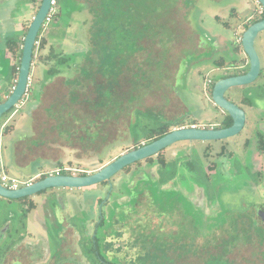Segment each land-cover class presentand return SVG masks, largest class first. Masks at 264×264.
Instances as JSON below:
<instances>
[{
	"label": "rangeland",
	"instance_id": "1",
	"mask_svg": "<svg viewBox=\"0 0 264 264\" xmlns=\"http://www.w3.org/2000/svg\"><path fill=\"white\" fill-rule=\"evenodd\" d=\"M11 1L13 6H9L6 0H0L3 5L0 12V29L3 27L11 30V34L19 32L18 37L23 40V33L36 14L37 1L40 0H36L35 4L30 3V0ZM71 2L75 6L71 13L62 15L59 23L49 22L39 30L38 35L59 40L64 53L77 55L75 67L66 76L43 82V70L49 63L43 65L37 59L32 60L29 91L12 112L0 118V169L8 178L24 185L43 174L58 172V162L72 175L91 174L133 149L132 143L144 140L149 129L164 123L193 122L195 125L192 126L198 128L219 127L224 112L211 101L213 80L234 71L246 70L248 61L240 40L244 25L251 20L252 15L248 17L250 19L245 18L254 12V3L251 0H178L175 16L176 36L169 48L170 54L164 59L167 68L164 80L155 81L144 94L141 93L140 97L129 105L127 115L124 113L117 120L109 122L100 120L98 126L102 128L94 131L92 129H95V125L91 122L85 120L84 125L81 124L82 121L80 123L77 120L87 115H95L84 100L95 98V84L102 81L103 76L97 71L100 66V52L90 40L89 28L93 16L89 13V0ZM234 8L237 15L234 10L230 11ZM67 22L68 26L65 25ZM172 37L174 38L173 35ZM49 44L42 52L44 55L49 50ZM234 47H238V53L233 52ZM143 48L152 58L157 57L163 49L151 40L143 41ZM254 48L260 60L259 76L252 84L233 87L225 93L226 99L245 112L246 123L241 132L219 141L177 142L161 152V157L167 165V174H176L182 179L184 175H190L189 169L192 168L191 171L196 173V177L203 184L214 186L212 190L223 205L222 210L233 211L236 215L246 213L257 221L254 226L250 225L251 229L246 226L249 230L248 237L236 243L230 250L226 248L228 252L215 249V245L205 247L204 251L212 254L220 252L223 258L228 260L216 261L214 264H264V238L253 230H264V224L255 215V207L258 209L264 206V150H258V140H264V31L256 37ZM142 54L136 53L129 64L141 61ZM38 55L39 52L36 57ZM7 56L13 64H17L19 50L15 56ZM219 59L224 60L225 66L216 68L213 62ZM234 59L239 60L237 68L230 66V61ZM82 69L91 71L93 79L83 75L80 72ZM126 76L127 69L121 67L119 81L122 90H126L128 86L124 82ZM12 88L8 87L9 90ZM7 95V91L1 92L0 99H5ZM245 98H248V102L244 101ZM136 109L141 113L133 112ZM53 115L54 118L60 116L59 121L60 118L63 120L61 124L65 123L62 132L55 129L57 122ZM99 130H102V133ZM105 133H108V136ZM84 134H87L86 139H89L85 140V143ZM35 143L37 144L33 145ZM142 144L145 142H141ZM145 163L146 160H142L129 168L140 171L147 167ZM255 172L260 175L258 178ZM123 173L124 170L117 176ZM204 174L211 176L205 177ZM103 186L104 184H98L79 190L48 189L30 198L31 206L28 207L27 202H23L24 198H0V226L6 223V232L9 233L7 237L14 240L23 235L27 238L29 251L37 250L35 247L38 244L42 248L41 260L29 255L24 264H52L54 260H59L54 264L65 260L73 261L70 264H100L95 261L89 242L83 237L86 227L82 222L97 219L96 199H102L110 191V187ZM54 208L58 210L59 215L65 216L61 220L58 219V222H54L53 214L51 216ZM184 210L193 212L187 205ZM241 219L246 222L244 217L239 220ZM189 221L196 222L195 217H191ZM60 225L64 229L68 228L64 232V236L69 237V242L65 241L64 245L65 258L59 251L54 255L57 244L53 238L58 236ZM89 227L88 235L92 232L93 224ZM162 228L167 231L171 226L164 224ZM184 232L181 237H190L188 231ZM221 235L227 239L225 234ZM177 237H173L171 245ZM1 239L0 251L4 243L8 242V239L4 240L5 237ZM203 241V238H197L194 243L200 248ZM163 243L165 240L159 244ZM69 253L72 257L68 256ZM184 254H187L186 251ZM168 255L160 253L157 257L163 264H175L169 261L170 258L178 262L186 259L190 263L200 261L191 253L177 259L173 248L168 251ZM203 264H211V261L204 259Z\"/></svg>",
	"mask_w": 264,
	"mask_h": 264
},
{
	"label": "trees",
	"instance_id": "2",
	"mask_svg": "<svg viewBox=\"0 0 264 264\" xmlns=\"http://www.w3.org/2000/svg\"><path fill=\"white\" fill-rule=\"evenodd\" d=\"M30 3L35 4L36 0H30ZM40 3L41 0L37 1V10ZM177 3L178 0H89V13L93 16V22L89 28L90 40L95 45V49L100 52V66L97 71H99L103 78L101 82L95 84V98L92 100H84L88 103L90 110L95 115H87L82 119H80V117L77 120L78 122L81 123L82 121L81 124L84 125H86L85 120L91 122L95 125V129H92V131L102 128V126H98L100 120L109 122L117 120L124 113L127 115L129 105L139 98L141 93L144 94L145 91L150 88L151 84L163 79L164 73L167 71L164 59L170 54L169 48L172 45V41H175L176 36L175 16H177ZM80 6L82 8L84 7L83 5ZM73 7L75 6L71 0H55L54 10L55 8L56 10L51 16L50 24L59 23L62 15L70 14ZM263 18V12L259 15H252L251 20L244 25L243 30H246L251 24L261 21ZM68 22L65 23V25L68 26ZM225 27H227L226 24ZM15 33H7L0 42V88L14 87L17 79L23 40L18 37L20 34L19 32ZM25 34L26 32L23 33V38ZM48 40H50V44ZM145 40L155 41L161 48L163 47L157 57L154 56V58H152L148 52H144L143 41ZM36 42L37 45L33 48L32 60L37 59L42 62L43 65L49 63L48 67L43 70V82H49L57 77H63L71 73L72 69L75 67L77 55L64 53L63 45L60 44L61 42L52 37L48 39L46 36L38 35ZM47 44H49V50L47 54L44 55L42 52ZM18 50L19 57L17 59V64H13L12 60H10L7 55L10 54L11 56H15ZM238 51V47L233 48L234 53H238ZM37 52H39L38 57H36ZM136 53H143L141 55V61H135L129 64ZM87 60L90 61L89 58H87ZM213 63L216 68L225 66L223 59H219ZM230 64L231 67L237 68L239 60H231ZM121 67L127 69L128 73V76L124 78V82L128 85L126 90L121 89L122 85L119 81ZM247 70L248 65L246 70L234 71L231 75H240ZM80 72L91 80L93 79V73L91 71L82 69ZM222 78H224L223 75L213 80L212 87L216 81ZM2 91L3 89H0V93ZM27 91H29V88ZM22 99H24V96ZM75 100L76 98L73 99V101ZM244 101L248 102V98H245ZM12 109L14 110V108ZM12 109L7 112V114L12 112ZM133 112L141 113V111L137 109ZM54 117L53 115V118ZM59 117L60 116L54 118V120H56L55 122H57L55 124V129L62 132L61 129L65 128V123L61 124L63 120L60 118L59 121ZM231 124V118L226 115L221 122V128L229 127ZM192 125H195V123L191 122L184 124L179 122L175 124H161L159 127L149 129L145 134L146 138L144 140L138 143H132L133 149L141 145L143 141L149 143L162 137L173 129ZM101 131L100 133H102ZM5 132L8 133L7 131ZM86 133L88 134L89 132ZM87 134L83 136L84 143L86 142L85 140H89L86 139ZM93 135L96 138V135ZM105 135L108 136V133H105ZM258 142V150H264V140L260 138ZM36 144L37 143L33 145ZM146 163L148 167L155 165L163 170H166L167 166L165 165L164 159L161 157V153L157 154L156 158L151 157L146 159ZM57 166L60 174L70 175V173L64 169L61 162H58ZM129 169V167H126L123 170L124 172H129ZM204 175L205 177H209L207 174ZM204 187L206 191H208V186L204 185ZM212 188H214V186H212L211 189ZM157 190L159 197L167 194L162 192L159 187ZM207 193H209V191ZM162 198L167 199L166 196ZM215 199L218 202L219 211L213 215L198 212L195 221L199 224H203L204 246L207 248L210 245H215L217 246L215 249H221L226 252V248L230 250L236 243L246 239L249 230L245 227L237 226L239 222H245V220H239L241 217L243 218L241 214L234 215L230 212H225V210H222L223 205L217 198ZM246 221L253 222L250 219H246ZM196 230L197 229H195V231ZM253 230L254 233L259 232L261 234L260 237L264 238V231L262 229L256 228ZM221 234H225L227 239L223 238ZM205 259L211 261V264H214L216 261H228L217 251L213 254L209 251H205Z\"/></svg>",
	"mask_w": 264,
	"mask_h": 264
},
{
	"label": "flooded vegetation",
	"instance_id": "3",
	"mask_svg": "<svg viewBox=\"0 0 264 264\" xmlns=\"http://www.w3.org/2000/svg\"><path fill=\"white\" fill-rule=\"evenodd\" d=\"M6 2H8L9 6L14 5L13 1L11 0H6ZM2 7L3 5L0 3V12L2 11ZM27 29L25 32H27ZM10 31L11 30L3 27L2 30L0 29V42L7 35V33H10ZM232 73L225 74L223 76L224 78L231 77L233 76L231 75ZM0 89H3L2 92H8V95L5 96L6 99L9 96L8 87H1ZM5 99H1V103L4 102ZM226 115L228 114L224 112L219 127L212 129H222L221 122ZM187 163L189 166H191L189 161ZM145 164L147 165V163ZM252 167L254 168L253 164ZM146 168L141 169L140 171L136 169H129V172H124L118 176L117 173L108 181L100 183L101 185L104 184V188L107 186L110 187V191L107 195H104L102 199H96L97 212L95 215L97 216V219L82 222L84 227H86L83 237L87 242H89L91 254L94 256L95 261L99 262L100 264H115L114 262H117L118 264H163V261L158 259L157 255H160L161 253V255L169 256L168 251L173 248V252L177 254V259H181L183 255L191 253L197 256L200 261L197 263H190L186 259L178 262L177 260L170 258V262H174L175 264H203L205 259L204 243L200 248H198L194 241L197 238L204 239V227L202 223L199 224L198 222L189 220L191 217L196 218L198 212H202L207 215H213L219 211L218 202L215 199L216 197L214 196L213 190L210 189L211 187L205 183L203 184L196 177V173L191 171L192 168L189 169L190 175H184L182 179L177 177L176 174H167L166 170L159 169V166H150L148 167V170H146ZM82 174L75 176L87 175L86 173ZM50 175L56 174H43L40 178L30 181L27 184L20 185L19 188L42 180ZM58 175L63 174H60L58 171ZM255 175H257V178L260 176L256 172ZM210 176L211 175H209V177ZM204 185L208 186L207 188L209 193H207L208 191H206ZM158 187L162 192L167 193V199L162 198L165 196H158ZM33 197L34 196L24 198L23 202H27L26 207L29 205L31 206L29 199ZM171 198L172 200H170ZM185 205L188 206L189 210H193V212H187L184 210ZM51 212V216L52 214L54 215V222H58V219L61 220L63 217H65L63 214L59 215L58 210L55 208ZM230 213L236 215L233 211H230ZM238 214L244 215L243 217L245 219H250L253 221H246L243 223L239 222L237 224L238 227L246 228V226H248L252 228L250 225L254 226L257 224V221L246 213ZM255 215L257 219H259L260 222L264 224V206L261 208L258 207V209L255 207ZM156 220L158 222H156ZM5 224L0 226V230L5 227ZM92 224V232L88 235L87 230H90L89 226ZM164 224L170 225L171 228H169L167 231L164 230L162 228ZM62 225H60L61 227L59 226L60 231L58 236L53 238L54 242L57 244V247L54 249V255L56 252L58 253V251L61 255L66 253V247L64 248L65 241L67 243L69 242V237L64 236V232L68 228L64 229ZM55 228L57 229L58 227ZM195 229L197 230L195 231ZM184 231H188V233L191 234L190 237H187L186 239L181 237L182 233H185ZM8 234L9 233L6 232L4 235V240L8 239V242L4 243V247L2 251H0V264H24L25 258L29 255H31V257L34 259H42V248L39 244L37 247H35L37 250L29 251V244L26 242V237L22 235L12 240L7 237ZM110 237L116 239L113 240ZM173 237L177 238L174 240L175 243L171 245L170 241L173 239ZM162 240H165V243L159 244ZM69 244V246H71V243ZM1 247L2 244H0V250ZM185 251L187 254H184ZM68 256L72 257L70 253ZM63 257L65 258V255H63ZM58 262L59 260H54L52 264ZM71 262L73 261L65 260L59 264H70Z\"/></svg>",
	"mask_w": 264,
	"mask_h": 264
},
{
	"label": "water",
	"instance_id": "4",
	"mask_svg": "<svg viewBox=\"0 0 264 264\" xmlns=\"http://www.w3.org/2000/svg\"><path fill=\"white\" fill-rule=\"evenodd\" d=\"M51 0H41V3L32 17L31 23L23 38L20 64L18 68L15 86L9 90V96L0 103V118L16 107L25 96L28 84L30 69L32 66L33 48L36 44L39 30L41 29L45 17L50 9ZM264 13V0H256ZM264 31V18L251 24L241 35V48L248 61V70L240 75L226 77L216 81L211 90V101L214 106L226 112L232 120L231 126L222 129H206L194 126L173 129L162 137L139 147L128 150L106 164L99 170L85 176L75 175H50L37 182L25 185L15 190H9L0 184V198L7 200H18L34 196L48 189H82L95 186L121 172L126 167L146 160L177 142H211L225 140L236 136L241 132L246 121L245 112L225 98L227 90L233 87H243L252 84L260 74V60L254 48V41L260 32ZM7 228L0 231L4 237ZM0 237V238H1Z\"/></svg>",
	"mask_w": 264,
	"mask_h": 264
},
{
	"label": "built area",
	"instance_id": "5",
	"mask_svg": "<svg viewBox=\"0 0 264 264\" xmlns=\"http://www.w3.org/2000/svg\"><path fill=\"white\" fill-rule=\"evenodd\" d=\"M253 2L256 3L257 7H258V11L259 13H262L263 10L261 8V6L256 2V0H251ZM54 6H55V0H51L50 1V9H49V12L47 13L46 17H45V20L43 22V26L47 25L50 20H51V16L55 13V10H54ZM41 27V28H42ZM37 45V42L35 44V46ZM22 101V100H21ZM55 174H58V172H55ZM0 184L1 186L9 189V190H15V189H18L19 186H20V183L14 179H10L8 178L2 171V169H0Z\"/></svg>",
	"mask_w": 264,
	"mask_h": 264
},
{
	"label": "crops",
	"instance_id": "6",
	"mask_svg": "<svg viewBox=\"0 0 264 264\" xmlns=\"http://www.w3.org/2000/svg\"><path fill=\"white\" fill-rule=\"evenodd\" d=\"M252 2H253V1H252ZM253 3H254V12H253L252 14H248V16L245 18V20L250 19V18H248V17L251 16V15H259V14H261V13H259V11H258V7H257L256 3H255V2H253ZM233 10H234L235 15H237V12H236L235 8H234V9H230V11H233ZM245 20H244V21H245Z\"/></svg>",
	"mask_w": 264,
	"mask_h": 264
}]
</instances>
